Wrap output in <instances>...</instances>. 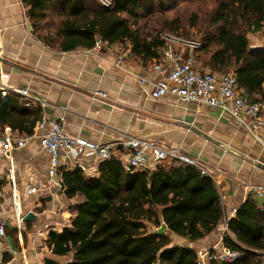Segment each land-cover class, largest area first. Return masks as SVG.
I'll use <instances>...</instances> for the list:
<instances>
[{
	"label": "crops",
	"instance_id": "1",
	"mask_svg": "<svg viewBox=\"0 0 264 264\" xmlns=\"http://www.w3.org/2000/svg\"><path fill=\"white\" fill-rule=\"evenodd\" d=\"M248 38L250 46H261L264 28L249 33ZM156 64L160 68H155ZM166 74L162 53L142 61L131 53L129 45L104 44L99 49L77 47L68 51L51 47L35 34L23 0H0V96L16 94L12 87H27L34 98L45 100L41 104L19 95L18 104L12 107L14 111H31L39 106L41 118L30 133L33 138L12 152V179L8 159L2 158L0 221L5 224V235L0 236V264H45L46 258L65 264L72 258L54 254L47 240L51 232L62 231L70 224L82 197H68L62 186L50 180L49 157L38 136L48 129H38L42 118L58 120L70 135L101 144L135 136L180 148L196 158L219 190L223 217L196 241L170 231L163 221L158 226L149 224L150 230L166 233L171 240L169 246L188 247L195 252L220 250L228 246L224 237L229 235L237 249L249 251L254 258H261L258 264H264V251L248 248L228 228V221L248 198L257 202L264 220V199L255 191L256 186H264V143L218 110L198 108L172 95L159 100L146 96L139 77L157 81ZM0 127L14 135H30L8 124ZM260 134L264 138V130ZM156 164L152 161L153 168ZM38 184L40 189L31 190ZM27 212L34 217L24 219ZM205 264L213 262L206 258Z\"/></svg>",
	"mask_w": 264,
	"mask_h": 264
},
{
	"label": "trees",
	"instance_id": "2",
	"mask_svg": "<svg viewBox=\"0 0 264 264\" xmlns=\"http://www.w3.org/2000/svg\"><path fill=\"white\" fill-rule=\"evenodd\" d=\"M178 1L159 0L162 26L148 32L140 19L156 0H114L113 8L95 0H23L35 34L51 47L92 48L100 39L107 46L129 45L135 57L148 61L161 56L160 35L172 32L201 41L194 51L200 69L234 72L237 87L251 101L264 102V48H251L248 38L264 28V0H196L205 7L198 5L187 21V14H166ZM186 27L194 28L193 34ZM19 97L0 96V125L30 134L41 108L12 110ZM60 172L65 194L82 197L70 224L48 236L54 254L71 255L65 264H196L193 249L169 246V236L151 231L149 224L163 221L170 231L196 241L211 232L224 214L214 180L191 165L165 160L149 170L128 172L117 157H111L100 163L93 177L79 168ZM257 209V202L248 198L228 228L248 248L264 251V220ZM224 242L237 248L229 235ZM254 257L245 250L240 260L224 264L260 263L261 258Z\"/></svg>",
	"mask_w": 264,
	"mask_h": 264
},
{
	"label": "built area",
	"instance_id": "3",
	"mask_svg": "<svg viewBox=\"0 0 264 264\" xmlns=\"http://www.w3.org/2000/svg\"><path fill=\"white\" fill-rule=\"evenodd\" d=\"M106 8H113L114 0H100ZM160 38L164 41L161 48L162 55L167 62V74L157 81H149L140 76L142 91L146 96L159 100L166 95L175 96L186 104H194L198 108L218 110L220 115L228 114L236 123L246 127L256 139L264 143L260 134L264 130V102L251 101L242 90L237 87V75L230 71L217 73L210 69H200L196 63L194 51L201 47L200 40L181 37L172 32H163ZM103 42L97 39L94 47L101 48ZM251 48H264L261 46ZM155 68H160L156 64ZM16 93L33 101L45 103V100L34 98L27 87H12ZM105 96L104 93H98ZM5 97V93L3 94ZM47 131L39 134L42 148L48 154V175L62 186L61 168H79L85 176H96L99 173L100 163L111 157L117 158L128 172L152 169V161L160 163L168 160L177 164L191 165L207 174V170L196 158L184 153L177 147H164L159 143L135 136H127L117 142L101 144L96 141L75 137L67 133L58 120L42 118L38 122V129ZM34 135L18 136L8 129L0 127V180L2 172V158L6 157L10 166L9 176L13 178L12 152L24 147ZM31 190L41 186H31ZM255 191L264 199V186L258 185ZM3 209L0 207V216ZM59 232H62L59 230ZM5 235V224L0 221V236ZM196 264L216 262L218 264L233 263L240 260L244 252L241 249L223 246L214 252L199 250L196 252Z\"/></svg>",
	"mask_w": 264,
	"mask_h": 264
},
{
	"label": "rangeland",
	"instance_id": "4",
	"mask_svg": "<svg viewBox=\"0 0 264 264\" xmlns=\"http://www.w3.org/2000/svg\"><path fill=\"white\" fill-rule=\"evenodd\" d=\"M95 1L102 4L100 0H95ZM198 5H202L203 7H205V5L201 4L200 2L198 3L196 0H179L174 6L170 7V9L166 11V14L168 16H172L173 14H177V13L184 14V16L187 14L184 20L187 21L190 17V15L188 16V14H192V11L196 9ZM153 6L154 7L150 11H148L143 18L140 19V24L142 25L144 31L149 32L153 28H160L162 26V19H161L162 17L159 13V8H160L159 0H156ZM193 29L194 28L192 27L184 28V30H190L191 31L190 34H193L192 32ZM205 69H209V68H205Z\"/></svg>",
	"mask_w": 264,
	"mask_h": 264
},
{
	"label": "water",
	"instance_id": "5",
	"mask_svg": "<svg viewBox=\"0 0 264 264\" xmlns=\"http://www.w3.org/2000/svg\"><path fill=\"white\" fill-rule=\"evenodd\" d=\"M194 129V128H193ZM195 130V129H194ZM195 131H197L199 134H201L202 136H204L205 138H207V139H210L211 140V137L210 136H208L207 134H205V133H203L202 131H200V130H195ZM263 168H264V166H262ZM34 217V215H33V213L32 212H27L26 214H25V216H24V219H30V218H33ZM45 264H58L56 261H54L53 259H51V258H46L45 259Z\"/></svg>",
	"mask_w": 264,
	"mask_h": 264
}]
</instances>
